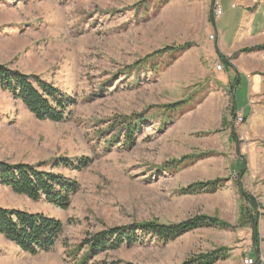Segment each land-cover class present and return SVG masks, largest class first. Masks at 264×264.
<instances>
[{"label":"rangeland","instance_id":"rangeland-1","mask_svg":"<svg viewBox=\"0 0 264 264\" xmlns=\"http://www.w3.org/2000/svg\"><path fill=\"white\" fill-rule=\"evenodd\" d=\"M219 1L220 18L213 0H0V65L39 76L73 101L68 120L42 121L0 86V161L39 166L79 185L62 209L0 184V207L61 221L65 242L33 256L0 234V264H77L72 250L89 235L200 215L230 227L201 228L169 244L143 236V244L79 264H183L218 248L241 254L218 264H264V165L253 158L256 178L245 180L250 115L234 112L244 97L236 94L239 75L227 71L205 29L222 18L232 35L243 9L239 0ZM253 1L264 30V0ZM170 47L173 53L152 57ZM256 74L264 78L261 64ZM259 124L253 119L254 134ZM63 160L89 164L55 167ZM215 180H222L216 193L178 195Z\"/></svg>","mask_w":264,"mask_h":264},{"label":"trees","instance_id":"trees-1","mask_svg":"<svg viewBox=\"0 0 264 264\" xmlns=\"http://www.w3.org/2000/svg\"><path fill=\"white\" fill-rule=\"evenodd\" d=\"M187 48H182L185 51ZM175 48L170 47L162 52L173 53ZM264 46L247 48L241 53L262 52ZM227 63L228 60L224 59ZM231 66V65H230ZM0 86L19 100L29 112L38 120L64 122L69 119V109L73 105L66 95L52 84L45 82L41 77L26 75L7 66L0 65ZM185 103L167 106L176 110ZM173 112V111H172ZM235 112V105H234ZM131 133L134 124H130ZM130 140L132 136L128 135ZM184 162V161H183ZM89 163L71 164L66 160L60 161L55 167L82 169ZM0 184L10 188L16 194L25 196L35 202L45 199L49 204L66 209L71 198L79 191V185L65 178L61 174L40 170L39 166L28 164H9L0 161ZM222 180L212 182H198L188 185L178 191L179 196L216 193L221 189ZM251 198V197H250ZM252 200V198L250 199ZM253 201V200H252ZM254 203V201H253ZM230 226L218 218L200 215L176 224H160L148 222L133 224L124 227H114L97 235H89L81 247L74 248L73 260L77 264L86 263L92 256L110 250H117L125 245L143 244V236H150L151 240L169 244L178 238L201 228L227 229ZM64 225L61 221L40 213H29L0 207V234L14 243L25 254L38 255L52 251L59 242H63ZM256 234V233H255ZM66 248H69L65 244ZM86 246V247H85ZM86 248V249H85ZM70 251V255L72 254ZM80 252L78 260L77 252ZM231 249L218 248L207 253H201L185 261L183 264H218L230 259Z\"/></svg>","mask_w":264,"mask_h":264},{"label":"crops","instance_id":"crops-1","mask_svg":"<svg viewBox=\"0 0 264 264\" xmlns=\"http://www.w3.org/2000/svg\"><path fill=\"white\" fill-rule=\"evenodd\" d=\"M213 3L220 4V1L213 0ZM236 5H233V8H237ZM238 5H240L243 9V14L239 17L241 18L240 25L234 28V33L232 35H229L230 30L227 22L225 23V21H222V18L218 21L213 18L205 29L208 33H214V39H216L215 45L217 48L216 52L219 57L221 59L223 57L230 59V61L228 60L229 63L226 64L228 65L227 71L231 72L232 68H234L233 70L236 71V75H239L238 79L235 78L239 83L236 88V94L239 93V96L240 93L242 95L244 94V97L239 98V101H235V109L237 112H243L246 116L250 115L248 126L244 128L246 146L245 151H243V155L246 154L248 159L243 161L244 164L248 165V168L250 163V168L248 170L249 175L246 176L245 180L252 181V178H256V172L253 173L252 171L250 173L251 160H253V158L258 159L259 164L264 165V152L260 150L257 147V143H255L258 141H264V107L260 105L262 104L261 102H264V78L256 74V72H259L260 70V64L261 69L264 70V60H261V58L264 57V52L244 54L241 53V51L247 48H254L261 45L263 46L264 30H259L256 27V18L258 17L257 9L259 6L258 2L256 3V1L253 0H239ZM235 55L237 56L235 57ZM230 65L231 70L229 69ZM227 77L225 79H227ZM233 77H235V75ZM258 117H260V124L254 134L250 127L252 126L253 119L256 120ZM246 147H248L247 151ZM240 255V251L232 252L230 259L225 261V263L238 258Z\"/></svg>","mask_w":264,"mask_h":264},{"label":"built area","instance_id":"built-area-1","mask_svg":"<svg viewBox=\"0 0 264 264\" xmlns=\"http://www.w3.org/2000/svg\"><path fill=\"white\" fill-rule=\"evenodd\" d=\"M216 4L217 5L215 7V10H216L215 15H216V18H220L223 16V9H222L220 4H218V3H216ZM219 69H221V67H219ZM252 263H253L252 260H246L245 261V264H252Z\"/></svg>","mask_w":264,"mask_h":264}]
</instances>
